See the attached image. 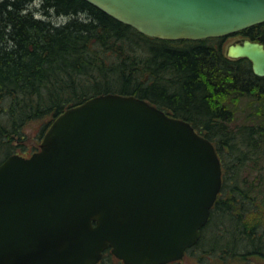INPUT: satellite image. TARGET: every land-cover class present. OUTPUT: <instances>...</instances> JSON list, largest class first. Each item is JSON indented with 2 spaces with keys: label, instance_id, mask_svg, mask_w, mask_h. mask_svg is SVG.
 <instances>
[{
  "label": "water",
  "instance_id": "95a60500",
  "mask_svg": "<svg viewBox=\"0 0 264 264\" xmlns=\"http://www.w3.org/2000/svg\"><path fill=\"white\" fill-rule=\"evenodd\" d=\"M149 37L228 35L264 22V0H86ZM264 75V44L227 45ZM222 185L213 142L134 95L64 109L38 150L0 162V264L180 260L200 238Z\"/></svg>",
  "mask_w": 264,
  "mask_h": 264
},
{
  "label": "trees",
  "instance_id": "16d2710c",
  "mask_svg": "<svg viewBox=\"0 0 264 264\" xmlns=\"http://www.w3.org/2000/svg\"><path fill=\"white\" fill-rule=\"evenodd\" d=\"M235 34L264 44V22ZM226 39L149 37L86 0H0V162L20 153L33 120L49 118L42 137L92 96L146 99L189 121L221 160L220 192L184 257L264 264V75L228 57ZM112 258L107 249L98 264Z\"/></svg>",
  "mask_w": 264,
  "mask_h": 264
},
{
  "label": "rangeland",
  "instance_id": "374dc122",
  "mask_svg": "<svg viewBox=\"0 0 264 264\" xmlns=\"http://www.w3.org/2000/svg\"><path fill=\"white\" fill-rule=\"evenodd\" d=\"M226 37L227 39L222 44L223 51L226 50V47L230 42L238 39L240 36L235 34V35H229V36L227 35ZM48 120L49 118L45 117L44 119L33 120L28 123V125L25 127L26 139L24 140L23 145H21L23 147H18V151L21 154L27 155V153L37 150V148L39 147L40 141H41L42 127ZM114 258H112V260L109 261V264H121V263H118L117 259H114ZM252 261H257V260L256 258H252ZM178 264H197V259L193 256L184 257ZM233 264H236V263H233ZM237 264H241V263H237Z\"/></svg>",
  "mask_w": 264,
  "mask_h": 264
},
{
  "label": "flooded vegetation",
  "instance_id": "af4514ba",
  "mask_svg": "<svg viewBox=\"0 0 264 264\" xmlns=\"http://www.w3.org/2000/svg\"><path fill=\"white\" fill-rule=\"evenodd\" d=\"M240 38H242V37L240 36L238 39H240Z\"/></svg>",
  "mask_w": 264,
  "mask_h": 264
}]
</instances>
